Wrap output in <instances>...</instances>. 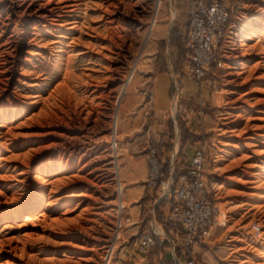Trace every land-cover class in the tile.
<instances>
[{"label":"rangeland","instance_id":"obj_1","mask_svg":"<svg viewBox=\"0 0 264 264\" xmlns=\"http://www.w3.org/2000/svg\"><path fill=\"white\" fill-rule=\"evenodd\" d=\"M189 1L0 0V264H145L158 247L138 250L149 197L161 192L148 183L150 146L162 148L153 85L181 71ZM228 2L207 120L187 125L180 101L175 115L181 135L206 147L218 208L190 251L200 264H264V0ZM63 170L42 198L36 174ZM45 209L48 224H26Z\"/></svg>","mask_w":264,"mask_h":264},{"label":"built area","instance_id":"obj_2","mask_svg":"<svg viewBox=\"0 0 264 264\" xmlns=\"http://www.w3.org/2000/svg\"><path fill=\"white\" fill-rule=\"evenodd\" d=\"M188 11L185 57L195 79L204 81L213 68L225 62L224 44L234 11L228 0H190ZM161 150L158 143L150 146L148 183L166 192L169 181L163 169ZM207 158L205 146L195 148L188 167L169 189L173 204L167 219L178 226L179 243L185 254L182 264H200L190 249L206 237L218 216V208L207 182ZM156 245L157 239L150 230H145L138 240L140 252H147Z\"/></svg>","mask_w":264,"mask_h":264},{"label":"crops","instance_id":"obj_3","mask_svg":"<svg viewBox=\"0 0 264 264\" xmlns=\"http://www.w3.org/2000/svg\"><path fill=\"white\" fill-rule=\"evenodd\" d=\"M189 8V2H188ZM189 17V11H188ZM189 23L187 24L186 39L188 36ZM181 73L171 70V73L159 74L153 91L155 93V114L152 120L151 129L161 139L163 149L166 179L169 181L166 192H155L149 197L151 207L148 212L147 220L138 216L139 224L144 223L143 230H150L157 239L158 247L148 255L141 254V259L147 260L145 264H182L183 251L177 247L180 242L178 226L169 221L167 216L173 204L172 194L169 189L178 175L188 167L190 158L194 153L196 144H192L189 137L181 135L178 119L176 118L177 104L180 101V111L184 109L185 117L190 120L187 125L199 129V124L205 123L208 117L206 106L212 104L215 100V91L213 90L212 81L206 79L198 81L191 73L189 61L183 54ZM136 97H132L129 103L125 104L124 112H130L136 105ZM145 108V107H144ZM157 117V118H156ZM170 120L174 123L176 135L170 133ZM188 127V126H187ZM202 127V126H201ZM196 133V132H194ZM182 139L186 141L182 143ZM170 140L171 149H166L164 142ZM147 171V169H146ZM146 177V176H145ZM144 177V179H145ZM144 187V185H142ZM146 191L145 187L142 194ZM148 193H153L148 191ZM145 216V217H146ZM195 245V244H194ZM194 245L192 249L194 248ZM194 251V249H193ZM140 260V262L142 261Z\"/></svg>","mask_w":264,"mask_h":264},{"label":"bare ground","instance_id":"obj_4","mask_svg":"<svg viewBox=\"0 0 264 264\" xmlns=\"http://www.w3.org/2000/svg\"><path fill=\"white\" fill-rule=\"evenodd\" d=\"M239 40H241V41H243V38H240ZM241 44V43H240ZM91 56H93V55H91ZM93 58V57H92ZM87 85H90V84H87ZM66 90H68L67 88H66ZM71 90V89H70ZM64 92V91H63ZM72 94V93H71ZM74 94V93H73ZM66 96H67V94H66ZM259 120H264V118L263 117H259L258 118ZM1 126V125H0ZM55 168V163L54 162H51L49 165H47V170H53ZM64 169V168H63ZM46 170V169H45ZM56 170V169H55ZM41 171V170H40ZM58 171V170H57ZM65 172H66V170H63L62 171V173H60V175L62 176V177H58V178H56V179H51V177H50V173H48V171H42V172H40V173H37L36 174V176H35V179L37 180V182L38 183H40L41 184V186L39 187V189L41 190V197L43 198L44 197V195H45V192H46V188H47V186L48 185H52V187H56V188H59V186H60V183H62L63 181H64V179H63V177H66V176H64V174H65ZM44 173V174H43ZM66 175V174H65ZM68 178V177H67ZM55 189V188H54ZM53 189V190H54ZM39 191V190H38ZM52 191V190H51ZM33 197V196H32ZM39 198V200H37L36 201V205L35 204H33V206H31L28 210L29 211H31V210H33L34 208H37V207H35V206H37V205H39V203H40V201L42 200V198ZM49 197V196H48ZM60 198V197H59ZM33 200V199H32ZM64 200V197H61L60 198V203L62 202ZM58 201V200H57ZM42 203V202H41ZM51 204V203H50ZM47 209H45L44 211L42 210L38 215H29L28 213H27V215L25 216V219H26V224H27V222H29V223H31V225L33 224V226H42V223L44 224V222L46 221V216H47V211H46ZM73 210V209H72ZM259 211V210H258ZM65 212H67V211H64L63 213H65ZM69 212H71V211H69ZM18 214V213H17ZM16 215V214H15ZM48 217V216H47ZM48 219H49V217H48ZM51 223H53L55 226H54V228L56 227V226H59V224H60V222H61V225L63 224V221H61L60 219H51ZM47 222V221H46ZM55 222V223H54ZM25 224V223H24ZM25 224V225H26ZM47 224H48V222H47ZM46 223H45V225H47ZM53 224H49V226L51 227ZM30 225V224H29ZM44 225V226H45ZM24 226V225H23ZM47 227V226H46ZM46 227H44L43 228V230H45V228ZM53 227V226H52ZM60 227V226H59ZM39 229V228H38ZM47 229V228H46ZM60 229V228H59ZM40 230H41V228H40ZM62 231V230H61ZM37 233H38V231L36 232V231H34V232H26L25 234H26V236H28V237H30V236H33V234L36 236L37 235ZM45 233V232H44ZM25 236V235H24ZM38 236V235H37Z\"/></svg>","mask_w":264,"mask_h":264}]
</instances>
